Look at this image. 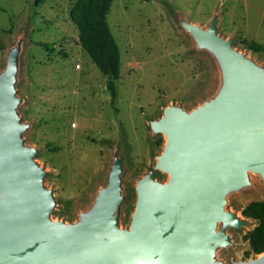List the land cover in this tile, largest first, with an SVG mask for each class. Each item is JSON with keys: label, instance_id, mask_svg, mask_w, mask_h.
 Here are the masks:
<instances>
[{"label": "rangeland", "instance_id": "374dc122", "mask_svg": "<svg viewBox=\"0 0 264 264\" xmlns=\"http://www.w3.org/2000/svg\"><path fill=\"white\" fill-rule=\"evenodd\" d=\"M78 0H0V73L10 50L24 33L19 95L20 114L32 125L27 144L40 151L38 163L50 176L48 188L58 202L54 220L76 222L88 210L99 189L107 184L114 153L124 164L122 227L135 211L134 187L157 163L166 145L155 135L151 120L173 105L192 110L212 97L220 85L213 58L196 49L179 17L207 29L219 15V34L233 38L235 47L264 67V0H114L107 16L121 53V80L113 104L106 79L79 42L72 14ZM167 181L168 175L159 173ZM253 185L228 198V209L249 225L232 229L234 248L220 258L257 257L246 236L258 222L243 211L264 202V180L251 175Z\"/></svg>", "mask_w": 264, "mask_h": 264}, {"label": "water", "instance_id": "95a60500", "mask_svg": "<svg viewBox=\"0 0 264 264\" xmlns=\"http://www.w3.org/2000/svg\"><path fill=\"white\" fill-rule=\"evenodd\" d=\"M179 21L197 51L213 58L220 85L192 110L173 105L150 121L166 145L134 187L128 228L118 151L92 206L76 222L53 219L50 173L25 139L32 127L18 91L25 34L17 40L0 73V264H227L219 254L236 246L230 231L249 225L228 209V198L250 188L253 174L264 180V67L219 34L218 14L207 29ZM230 264H264V253Z\"/></svg>", "mask_w": 264, "mask_h": 264}, {"label": "trees", "instance_id": "16d2710c", "mask_svg": "<svg viewBox=\"0 0 264 264\" xmlns=\"http://www.w3.org/2000/svg\"><path fill=\"white\" fill-rule=\"evenodd\" d=\"M113 1L78 0V9L72 14V18L79 30L80 45L105 77L114 104L117 82L121 80V53L107 21ZM42 2L43 0H34V6L38 7ZM249 47L255 53L264 52V47L256 42L249 43ZM243 215L259 224L246 239L252 252L261 255L264 253V202L251 203L243 211Z\"/></svg>", "mask_w": 264, "mask_h": 264}]
</instances>
